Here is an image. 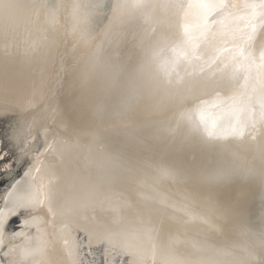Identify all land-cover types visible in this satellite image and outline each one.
<instances>
[{
  "label": "bare ground",
  "instance_id": "bare-ground-1",
  "mask_svg": "<svg viewBox=\"0 0 264 264\" xmlns=\"http://www.w3.org/2000/svg\"><path fill=\"white\" fill-rule=\"evenodd\" d=\"M0 264H264V0H0Z\"/></svg>",
  "mask_w": 264,
  "mask_h": 264
},
{
  "label": "snow or ice",
  "instance_id": "snow-or-ice-1",
  "mask_svg": "<svg viewBox=\"0 0 264 264\" xmlns=\"http://www.w3.org/2000/svg\"><path fill=\"white\" fill-rule=\"evenodd\" d=\"M165 174H168L167 170H165Z\"/></svg>",
  "mask_w": 264,
  "mask_h": 264
}]
</instances>
